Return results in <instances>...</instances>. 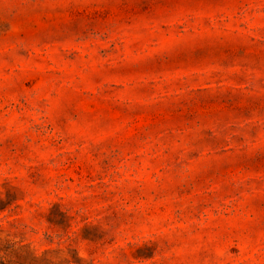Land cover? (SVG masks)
I'll list each match as a JSON object with an SVG mask.
<instances>
[{
    "label": "rangeland",
    "instance_id": "rangeland-1",
    "mask_svg": "<svg viewBox=\"0 0 264 264\" xmlns=\"http://www.w3.org/2000/svg\"><path fill=\"white\" fill-rule=\"evenodd\" d=\"M0 264H264V0H0Z\"/></svg>",
    "mask_w": 264,
    "mask_h": 264
}]
</instances>
